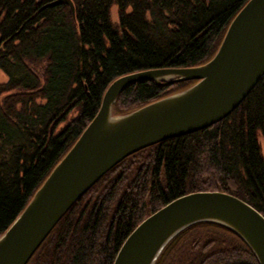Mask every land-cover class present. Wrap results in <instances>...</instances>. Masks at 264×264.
I'll return each mask as SVG.
<instances>
[{
    "label": "trees",
    "instance_id": "obj_1",
    "mask_svg": "<svg viewBox=\"0 0 264 264\" xmlns=\"http://www.w3.org/2000/svg\"><path fill=\"white\" fill-rule=\"evenodd\" d=\"M0 0V237L98 113L118 78L207 64L249 0ZM117 8L118 20H113ZM197 81H139L124 115ZM264 77L225 119L122 160L67 211L28 264H113L125 239L173 200L234 195L264 216ZM156 264H259L231 230L199 223Z\"/></svg>",
    "mask_w": 264,
    "mask_h": 264
},
{
    "label": "water",
    "instance_id": "obj_2",
    "mask_svg": "<svg viewBox=\"0 0 264 264\" xmlns=\"http://www.w3.org/2000/svg\"><path fill=\"white\" fill-rule=\"evenodd\" d=\"M63 2L75 14L73 2L56 3ZM229 25L207 64L135 72L109 86L92 122L0 237V264H28L77 200L127 156L208 128L239 107L264 77V0H249ZM186 80L197 82L136 112L114 115V103L134 82ZM205 222L231 230L264 264V216L219 191L186 194L161 207L125 239L113 264H156L173 238Z\"/></svg>",
    "mask_w": 264,
    "mask_h": 264
},
{
    "label": "rangeland",
    "instance_id": "obj_3",
    "mask_svg": "<svg viewBox=\"0 0 264 264\" xmlns=\"http://www.w3.org/2000/svg\"><path fill=\"white\" fill-rule=\"evenodd\" d=\"M116 9L117 8L112 9L113 10V20L114 21L118 20L117 10ZM5 81H7L6 76L2 72H0V83L5 82ZM259 139H260V142H261L263 150H264V139H262V138H259Z\"/></svg>",
    "mask_w": 264,
    "mask_h": 264
}]
</instances>
